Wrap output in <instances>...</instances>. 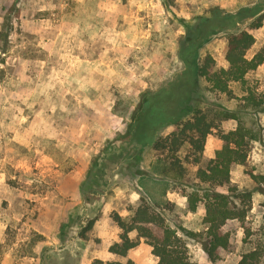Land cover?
Listing matches in <instances>:
<instances>
[{
    "label": "rangeland",
    "instance_id": "rangeland-1",
    "mask_svg": "<svg viewBox=\"0 0 264 264\" xmlns=\"http://www.w3.org/2000/svg\"><path fill=\"white\" fill-rule=\"evenodd\" d=\"M256 1L174 0L167 5L164 0H0V188H14L0 194H34L37 200L27 201L24 217L9 218L7 244L23 240L17 247L18 255L26 257L22 264L121 261L109 251L122 233L114 217L130 222L142 200L156 211L160 205L167 224L197 235L178 232L192 262L239 263L252 248L244 242L241 223L226 224L229 247L211 262L202 247L205 208L198 204L196 212H188L182 194L190 190L160 177L159 159L166 153L114 147L140 94L157 89L181 69L177 50L185 24L213 7L234 10ZM252 33L256 42L248 58L264 48V19ZM226 45L227 39L219 38L203 54L226 67ZM263 70L251 71L247 78L264 94ZM231 86L234 98L209 93L202 84L199 106L235 111L240 90ZM260 121L264 126V115ZM235 127L232 119L218 123L206 139L203 163L222 148V134ZM62 128L69 129L68 135L61 134ZM173 130L167 126L159 136ZM15 134L25 135L26 143L13 140ZM247 151L246 162L232 166L230 183L218 189L230 196L252 192L246 222L254 241L264 229V193L251 176L264 174V145L252 141ZM197 168L190 164L188 175L194 177ZM25 222H35L50 238L29 232ZM130 236L137 239L135 232ZM127 258L134 264H159L142 238Z\"/></svg>",
    "mask_w": 264,
    "mask_h": 264
},
{
    "label": "trees",
    "instance_id": "trees-1",
    "mask_svg": "<svg viewBox=\"0 0 264 264\" xmlns=\"http://www.w3.org/2000/svg\"><path fill=\"white\" fill-rule=\"evenodd\" d=\"M164 2L172 5L174 0ZM263 19L264 0H257L234 10L213 7L209 14L185 24V33L177 50L181 69L157 89L140 94L125 132L117 136L119 145L114 147L118 150L124 145H133L154 149L162 155L166 153L159 159L160 177L181 189L190 190L182 194L187 199L188 212H196L198 204L205 208L206 238L202 247L211 262L219 258L221 250L229 247L230 234L225 231L226 224L238 220L244 229V242L252 245L238 264L264 263V229L253 241L254 231L246 222L252 209V192L242 191L230 196L218 189L230 183L233 165L246 162L250 142L259 141L264 145V126L260 121V116L264 115V94L247 78L249 72L264 63V48L252 58L247 57L256 42L252 31L263 26ZM219 38L227 39V67H218L212 55L203 54V50ZM202 84L209 93L231 98H234L231 85L236 84L240 90L236 110L202 109L199 106ZM227 119L235 120V130L222 134V148L216 151L213 159L203 163L208 135L220 121ZM167 126H174V130L160 137L161 130ZM109 148L110 151L112 148ZM190 164L198 166L194 177L188 175ZM251 177L264 193V174H252ZM156 208L159 210L142 200L128 223L116 214L114 220L122 233L120 242L113 244L109 251L122 260L103 262L96 259L92 264H134L127 254L139 245L141 238L152 247V254L159 259V264H196L189 259L178 232L192 237L197 235L179 224H167L164 209L160 205ZM132 232L137 234V239L131 238Z\"/></svg>",
    "mask_w": 264,
    "mask_h": 264
},
{
    "label": "crops",
    "instance_id": "crops-1",
    "mask_svg": "<svg viewBox=\"0 0 264 264\" xmlns=\"http://www.w3.org/2000/svg\"><path fill=\"white\" fill-rule=\"evenodd\" d=\"M227 67V66H226ZM264 68V63L258 67L257 70H254L255 74H260V71ZM264 71V70H263ZM236 123V122H235ZM236 128V127H235ZM233 128V130H235ZM62 135H68L69 129L62 128ZM232 131V130H231ZM13 140L20 141V143H26L27 138L23 134H15L12 137ZM11 139V140H12ZM47 157L52 160V157L47 155ZM58 165V164H56ZM11 188L9 185L3 184L1 185L0 191L11 193ZM14 189V188H13ZM2 192V193H3ZM63 195V194H62ZM36 195L34 194H0V264H22L25 262L26 257H23L21 254L18 255L17 247L23 243V240L17 239V241H13L12 244H7L8 240V228L11 227L9 224L11 217L13 219H20L23 210H27L29 207V203L27 201L35 202L36 199L33 200L32 197ZM40 199V198H39ZM46 199V197L44 198ZM7 202V206L4 207L2 204ZM21 217H24L23 215ZM27 225L29 232H34L35 234L41 235L44 238H50V235L43 229L40 228L35 222H25ZM20 230V229H18ZM42 242V241H41ZM134 250V248H133Z\"/></svg>",
    "mask_w": 264,
    "mask_h": 264
}]
</instances>
